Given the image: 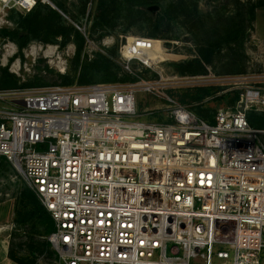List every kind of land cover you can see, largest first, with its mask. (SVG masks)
Listing matches in <instances>:
<instances>
[{
  "label": "built area",
  "instance_id": "2783aa9c",
  "mask_svg": "<svg viewBox=\"0 0 264 264\" xmlns=\"http://www.w3.org/2000/svg\"><path fill=\"white\" fill-rule=\"evenodd\" d=\"M40 4L55 7L0 0V30ZM28 47L33 62L57 49ZM162 50L130 37L120 59L155 71ZM199 79L0 90V157L50 214L55 264H264V132L247 120L264 95L248 88L209 123L166 93ZM138 91L165 103L152 120Z\"/></svg>",
  "mask_w": 264,
  "mask_h": 264
},
{
  "label": "rangeland",
  "instance_id": "374dc122",
  "mask_svg": "<svg viewBox=\"0 0 264 264\" xmlns=\"http://www.w3.org/2000/svg\"><path fill=\"white\" fill-rule=\"evenodd\" d=\"M257 2L258 0H158L157 4L150 6L157 8L152 11L154 17L160 15L155 24H149L143 20L141 12L149 11V7H136L131 0H68L67 12H59L64 15L60 14L67 25L74 26L85 37L81 65L102 56L109 59L114 65L120 66L117 80L111 82L115 84H133L139 79L152 82L161 78L167 81L176 77L201 78L187 87L169 86L166 93L181 102L180 99L199 98L207 88L213 95L204 101L197 100L196 104L181 103L191 109L204 104L203 110L207 111L208 117H214L219 110L234 107L237 103L233 104L232 100L236 94L239 93L241 97L248 88L260 89L264 95V9L258 8L254 17L251 16L253 18L251 21H249L248 13L251 6ZM52 4L55 6L53 2ZM84 6L85 12L82 14L81 10ZM99 14L110 19L109 25L93 28L92 23ZM240 14H245L247 19V31L241 47L232 45L234 53L225 47L226 49L224 48L215 56L207 75L191 77L175 72L172 65L195 58L201 46L207 45L210 41L216 42L224 35L223 21L226 18ZM10 19L12 25L5 29L16 27V18ZM151 34H156L158 37L151 38L149 36ZM130 37H144L162 42L167 54L165 61L155 71L143 70L139 73V66L134 63L133 73L126 72L120 59V50L125 40ZM61 40L57 38L53 43L32 41L28 46L37 44L44 48L57 47L51 59H45L41 53L40 58L33 62L24 56V50H27L28 46L20 52L15 43L7 37H0V80L3 75L2 70H7L8 74L16 78L17 88H21L20 86L24 84H39L44 87L62 85L63 79L58 77V74H69L74 68L77 48L75 37H71L65 47H62ZM59 56L62 57L61 60H58ZM136 74H140L138 78ZM125 77L130 78L121 82L120 79ZM133 78L137 80L132 81ZM136 99L140 114L138 120H152V117L144 113L151 109H163L165 105L164 101L155 99L151 94L142 91L137 92ZM255 114L259 115L263 127L254 129L264 132V109ZM153 119L158 118L153 117ZM259 143L264 147V134L259 136ZM27 190L30 189L16 174L11 164L1 159L0 216L2 221L6 222V219L13 222L16 202ZM13 228L15 227L12 225L10 235L16 230ZM30 228L26 226L18 231V237H10L9 243L13 242L16 245L25 243L28 239L25 237L24 230L29 231ZM36 239L39 238L36 237ZM50 251L54 253V256H50L49 253L39 255L36 264H55V252L52 248ZM25 253L26 247L22 251V254Z\"/></svg>",
  "mask_w": 264,
  "mask_h": 264
},
{
  "label": "trees",
  "instance_id": "16d2710c",
  "mask_svg": "<svg viewBox=\"0 0 264 264\" xmlns=\"http://www.w3.org/2000/svg\"><path fill=\"white\" fill-rule=\"evenodd\" d=\"M68 0H52L56 9L48 5H38L32 12L27 15H22L16 12L10 14V18H16V27L13 29L0 30V37H7L10 41L15 43L20 52H22L32 41H42L44 43H53L57 38H61V45L65 47L70 41L71 37L76 39V54L74 56V68L66 75H59L63 79L61 86H71L75 83L78 85H89L94 83H111L117 80V74L120 70V66L114 65L109 59L101 57L91 62H86L81 65L80 59L83 53L85 44V37L72 25H67L64 22L63 17L59 11L67 12L66 2ZM136 7L148 8L157 4L158 0H131ZM133 7V6H132ZM258 8L264 9V0H258L249 9L250 15L249 21L253 20L255 12ZM85 6L82 8L81 13L84 14ZM143 20L149 24H155L160 18V15L154 17L153 12L143 11L141 12ZM252 16V17H251ZM98 18L92 23L93 28H101L105 25H109V18L105 15L99 14ZM138 21V20H137ZM246 22L247 19L244 15H234L226 18L223 21L225 26V33L216 42L210 41L207 45L201 46L198 55L186 62L172 65L175 72L182 76H204L208 74V68L213 64L215 56L220 54L226 47L230 49L232 53L234 50L232 45L241 47L246 35ZM151 38L158 37L156 34L149 35ZM225 48V49H226ZM2 79L0 80V90L15 89L18 87L17 80L13 75L8 74L7 70H2ZM125 73V72H124ZM240 73V72H238ZM125 77L120 79L121 82H125ZM138 78V77H137ZM137 80L133 78L132 81ZM77 81V82H76ZM115 84V83H112ZM17 89H28L44 87L39 84H24ZM213 94L211 90L205 88L203 93L197 99H180L181 102L190 104H196L197 100L204 101ZM239 93L236 94L232 100L233 104L239 101ZM179 102V103H181ZM182 105H185L181 103ZM204 104H200L197 107H193V111L198 117L206 120L209 123H213L214 117H208L207 111H204ZM187 106V105H186ZM247 120L252 128L261 129L263 124L259 119V115L255 114V111L247 113ZM252 124V125H251ZM1 159H4L0 157ZM5 160V159H4ZM15 232L11 235V238L18 237L17 232L24 229L26 226H30L29 231H25V237L28 239L25 243L14 244L10 242L8 257L16 264H36L39 255L49 253L50 256H54V253L50 251L51 245L48 242L49 235L54 230V223L50 214L43 207L37 196L30 190H27L25 194L16 202V211L14 213L13 220ZM38 237L39 239H36ZM26 247V253L22 254L23 249Z\"/></svg>",
  "mask_w": 264,
  "mask_h": 264
},
{
  "label": "crops",
  "instance_id": "0c3cea01",
  "mask_svg": "<svg viewBox=\"0 0 264 264\" xmlns=\"http://www.w3.org/2000/svg\"><path fill=\"white\" fill-rule=\"evenodd\" d=\"M1 218L2 217L0 216V264H16L8 257L10 246L9 239L11 237L9 231L14 224L12 221H8L6 219V222H4Z\"/></svg>",
  "mask_w": 264,
  "mask_h": 264
},
{
  "label": "water",
  "instance_id": "95a60500",
  "mask_svg": "<svg viewBox=\"0 0 264 264\" xmlns=\"http://www.w3.org/2000/svg\"><path fill=\"white\" fill-rule=\"evenodd\" d=\"M53 9L57 10L56 7H54ZM148 9H149V11L152 12V11H154V10L157 9V8H156V7H149ZM59 13H60L61 15H63L61 12H59ZM63 16H64V15H63Z\"/></svg>",
  "mask_w": 264,
  "mask_h": 264
},
{
  "label": "bare ground",
  "instance_id": "6f19581e",
  "mask_svg": "<svg viewBox=\"0 0 264 264\" xmlns=\"http://www.w3.org/2000/svg\"><path fill=\"white\" fill-rule=\"evenodd\" d=\"M164 51L162 50V53H163ZM162 57H164V59L166 58V55H164V53H163V55H162Z\"/></svg>",
  "mask_w": 264,
  "mask_h": 264
}]
</instances>
